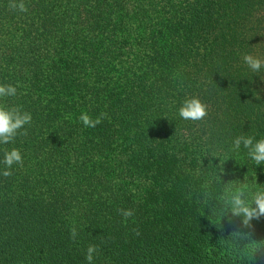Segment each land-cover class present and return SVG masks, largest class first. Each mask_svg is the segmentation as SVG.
<instances>
[{"label": "trees", "instance_id": "1", "mask_svg": "<svg viewBox=\"0 0 264 264\" xmlns=\"http://www.w3.org/2000/svg\"><path fill=\"white\" fill-rule=\"evenodd\" d=\"M24 2L0 0V84L17 88L0 104L32 116L0 145L23 157L0 175V264H87L90 244L92 264H264L245 254L264 216L242 228L220 199L264 188V165L229 152L264 138V69L242 59H264V0ZM193 95L197 124L177 115ZM82 112L106 118L86 128Z\"/></svg>", "mask_w": 264, "mask_h": 264}, {"label": "clouds", "instance_id": "2", "mask_svg": "<svg viewBox=\"0 0 264 264\" xmlns=\"http://www.w3.org/2000/svg\"><path fill=\"white\" fill-rule=\"evenodd\" d=\"M8 7L13 11L26 13L28 11L24 0H9ZM243 62L254 73L264 69V59L258 56L246 53L243 56ZM17 94V88L11 84H0V100L8 97H14ZM177 115L181 120L191 121L194 124L203 122L209 115V106L200 99L199 96H187L180 103L177 109ZM106 118V113H101L93 119L88 113L82 112L79 121L86 128H94ZM32 116L28 111L22 110L20 106H5L0 104V145H8L15 142L17 135H27L25 125H31ZM23 130V131H21ZM243 148L246 158L255 166L264 165V138L257 139L254 136L240 134L231 139L230 153H235ZM4 168L0 175L5 178L13 175L12 166H23V157L17 148H4L3 159L0 161ZM222 163V162H221ZM223 212L233 217L241 218L242 228H250L253 219H259L264 216V188L253 187L248 184L240 186H230L225 189L220 197ZM119 215L127 221L134 216L132 209H117ZM223 214V213H222ZM138 234V232H137ZM77 229H70V238L75 240ZM244 239L251 237L250 233L243 232ZM261 249H264V241H257L248 246L245 254L248 261H251ZM97 245L90 244L85 253L87 264H92L94 255L98 254Z\"/></svg>", "mask_w": 264, "mask_h": 264}]
</instances>
